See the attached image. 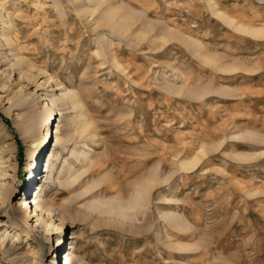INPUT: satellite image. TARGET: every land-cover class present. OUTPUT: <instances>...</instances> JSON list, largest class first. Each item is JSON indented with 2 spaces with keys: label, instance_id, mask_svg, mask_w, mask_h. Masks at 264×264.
Masks as SVG:
<instances>
[{
  "label": "rangeland",
  "instance_id": "374dc122",
  "mask_svg": "<svg viewBox=\"0 0 264 264\" xmlns=\"http://www.w3.org/2000/svg\"><path fill=\"white\" fill-rule=\"evenodd\" d=\"M0 163V264H264V0H0Z\"/></svg>",
  "mask_w": 264,
  "mask_h": 264
},
{
  "label": "bare ground",
  "instance_id": "6f19581e",
  "mask_svg": "<svg viewBox=\"0 0 264 264\" xmlns=\"http://www.w3.org/2000/svg\"><path fill=\"white\" fill-rule=\"evenodd\" d=\"M36 1V0H35ZM115 13H113V12H108L107 13V15H106V18L108 19L109 17H113V15H114ZM110 19V18H109ZM2 25H4V26H7L8 25V23H7V21H4L3 23H2ZM118 27H122V25H123V20H119L118 22H117V24H116ZM9 27V26H8ZM255 32H257V31H255ZM6 43H8V40H6ZM67 94H69V93H67ZM70 95V94H69ZM49 117H51V114H49ZM48 137H51V133L49 134V132L47 131L46 132V138L48 139ZM46 141H43V143H42V146L44 145V143H45ZM42 148V147H41ZM40 148V149H41ZM40 149L38 150V153L36 154H33V151L32 150H30L29 149V151H28V156H27V159L29 160V163H28V166H29V168H30V171L32 170V169H35L36 168V160H37V157H38V154L40 153ZM4 159V162H10L9 161V159L8 158H3V156H2V160ZM197 159V157L195 158V160ZM196 163V161H189V162H187V163H184V164H182V166H183V168H184V170L186 169V170H188L190 167H192V166H194V164ZM1 164V163H0ZM9 167L10 168H12L13 169V167H15V163L14 162H11V163H9ZM182 169V168H181ZM49 170V168H48V166H47V169L45 170V171H48ZM35 176V174L34 173H31V175L29 176V181L31 180V178H33ZM49 178V177H48ZM50 179V178H49ZM36 180V179H35ZM151 181V180H150ZM157 182V181H156ZM30 183V182H29ZM151 183L152 182H150V184H149V186H144V187H142L141 189L142 190H149V188H151L152 186H151ZM154 183V182H153ZM140 189V188H139ZM140 192V194H141V191H139ZM147 192V191H146ZM146 196V195H145ZM142 197V196H141ZM30 199V202L28 203V206H30V211L28 212V214L30 213V214H32V216L31 217H33V216H38V210H39V207H40V200H39V194H36L35 196H33V197H30L29 198ZM135 199V198H134ZM27 205V204H26ZM33 208V209H32ZM120 208V207H119ZM120 210V212L121 213H123L124 215H126L127 214V210L126 209H124V208H120L119 209ZM26 213H27V208H26ZM124 215H122V216H124ZM124 217H127V215L126 216H124ZM45 225H47L46 223H45ZM52 226H54V224H51ZM49 226V225H48ZM47 227V226H46ZM60 240H58L57 241V244H56V247H55V251H58L59 249H60ZM70 255L71 254H69V253H67L65 256H64V258H63V261L61 262L60 261V264H71V258H70Z\"/></svg>",
  "mask_w": 264,
  "mask_h": 264
},
{
  "label": "trees",
  "instance_id": "16d2710c",
  "mask_svg": "<svg viewBox=\"0 0 264 264\" xmlns=\"http://www.w3.org/2000/svg\"><path fill=\"white\" fill-rule=\"evenodd\" d=\"M20 163H21V161H20Z\"/></svg>",
  "mask_w": 264,
  "mask_h": 264
}]
</instances>
